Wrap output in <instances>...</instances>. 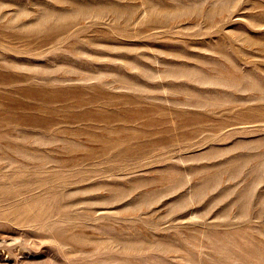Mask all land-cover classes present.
<instances>
[{
    "label": "rangeland",
    "instance_id": "374dc122",
    "mask_svg": "<svg viewBox=\"0 0 264 264\" xmlns=\"http://www.w3.org/2000/svg\"><path fill=\"white\" fill-rule=\"evenodd\" d=\"M0 264H264V0H0Z\"/></svg>",
    "mask_w": 264,
    "mask_h": 264
},
{
    "label": "bare ground",
    "instance_id": "6f19581e",
    "mask_svg": "<svg viewBox=\"0 0 264 264\" xmlns=\"http://www.w3.org/2000/svg\"><path fill=\"white\" fill-rule=\"evenodd\" d=\"M56 27H58V25H56Z\"/></svg>",
    "mask_w": 264,
    "mask_h": 264
}]
</instances>
